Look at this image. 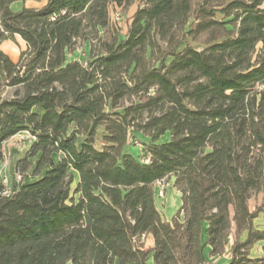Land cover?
<instances>
[{
  "label": "trees",
  "instance_id": "obj_1",
  "mask_svg": "<svg viewBox=\"0 0 264 264\" xmlns=\"http://www.w3.org/2000/svg\"><path fill=\"white\" fill-rule=\"evenodd\" d=\"M17 1L0 0V161L28 131L16 170L35 179L7 196L0 173V264H207L233 230L227 264H264V205L249 206L264 192V0ZM132 5L124 29L113 14ZM16 36L14 61L1 45ZM78 39L96 48L86 62L69 57ZM172 176L167 220L155 186Z\"/></svg>",
  "mask_w": 264,
  "mask_h": 264
},
{
  "label": "rangeland",
  "instance_id": "obj_2",
  "mask_svg": "<svg viewBox=\"0 0 264 264\" xmlns=\"http://www.w3.org/2000/svg\"><path fill=\"white\" fill-rule=\"evenodd\" d=\"M43 0H29L30 5L40 6ZM136 9V5H132L127 12H123L120 10H116L113 14L115 20L119 22L122 27L125 29L128 23V17L132 15L134 10ZM19 40H15L12 42H6L3 44V49L10 56H12L15 60H18V56L22 48H24V43ZM199 47V45H195ZM94 49L89 42L83 43L82 39H78L74 46L72 47L70 59H78L82 62H86L93 53ZM262 86H257L260 88ZM28 131H23L20 134L14 136L9 139L4 146V159L0 161V173L4 179L6 188L14 193L18 187L22 183L30 182L35 179L34 176L31 175V171L26 173L23 177H21L16 170V162L20 158L24 157L28 150L30 149L31 144L33 143V139L28 136ZM167 139V137H163L162 140ZM144 139L140 136V139L136 141L135 149L143 154L144 144L142 143ZM173 177V176H172ZM172 177L164 178L165 187H162L161 183H156L155 186V197L156 202L164 214L165 210H173L177 206V202L179 201V195L177 193V189L173 184ZM264 205V192L256 193L249 201V206L252 211H254L258 206ZM255 226L259 229H264V214L261 213L255 219ZM235 241V231L233 230L228 239L227 251H229L230 246ZM208 249H205V254L207 257V264H227L229 262V254L226 252L223 256L218 257H210L208 255ZM264 255V242L258 243L253 250L251 251V256H261Z\"/></svg>",
  "mask_w": 264,
  "mask_h": 264
},
{
  "label": "crops",
  "instance_id": "obj_3",
  "mask_svg": "<svg viewBox=\"0 0 264 264\" xmlns=\"http://www.w3.org/2000/svg\"><path fill=\"white\" fill-rule=\"evenodd\" d=\"M46 2H47V0H43L42 1V3L40 4V6H36V5H30L29 4V0H24V1H17V2H15V3H13L12 4V8H13V10H15V11H18V10H20V9H22L24 6H26V7H33V8H40V7H42L43 5H45L46 4ZM20 39V41H22L21 40V38L19 37V36H16V41L17 40H19ZM6 42H8V41H5V42H3L2 43V45H1V48L3 47V44H5ZM9 42H12V41H10L9 40ZM23 42V41H22ZM21 42V43H22ZM24 43V42H23ZM3 49V48H2ZM23 49V48H22ZM3 51H4V49H3ZM6 52V51H5ZM7 53V52H6ZM8 54V53H7ZM9 55V54H8ZM10 56V55H9ZM14 61H17V60H15L12 56H10ZM19 57V56H18ZM172 179H173V181H174V177H172ZM177 193H178V195H179V201L177 202V206H176V208H174L173 210H165L164 211V214L161 212V210H160V208H159V206H158V204H157V202H156V205H157V207H158V209H159V211L161 212V214H162V216H163V218H165V219H167V220H170V219H172V217L176 214V212L179 210V208H180V206H181V193L177 190ZM146 244L147 245H149V246H151L152 244H153V240H152V238L151 237H148L147 238V240H146ZM207 249H208V255L210 256V247H207ZM228 252V254H229V251H227ZM211 257V256H210ZM213 258V257H212ZM150 263L152 264V260L150 261Z\"/></svg>",
  "mask_w": 264,
  "mask_h": 264
},
{
  "label": "built area",
  "instance_id": "obj_4",
  "mask_svg": "<svg viewBox=\"0 0 264 264\" xmlns=\"http://www.w3.org/2000/svg\"><path fill=\"white\" fill-rule=\"evenodd\" d=\"M20 134V133H19ZM28 136L30 137V138H32L33 140L35 139V137L34 136H32L30 133L28 134ZM4 180V179H3ZM158 183H163L164 182V179H161V180H159V181H157ZM5 183V182H4ZM162 187H165V184L163 183L162 184ZM12 193L6 188V190L4 191V195H7V196H9V195H11Z\"/></svg>",
  "mask_w": 264,
  "mask_h": 264
}]
</instances>
